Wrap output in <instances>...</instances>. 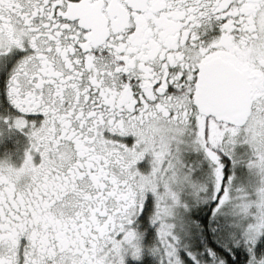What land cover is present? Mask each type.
Segmentation results:
<instances>
[{
    "label": "snow or ice",
    "instance_id": "1",
    "mask_svg": "<svg viewBox=\"0 0 264 264\" xmlns=\"http://www.w3.org/2000/svg\"><path fill=\"white\" fill-rule=\"evenodd\" d=\"M0 264H264V0H0Z\"/></svg>",
    "mask_w": 264,
    "mask_h": 264
},
{
    "label": "flooded vegetation",
    "instance_id": "2",
    "mask_svg": "<svg viewBox=\"0 0 264 264\" xmlns=\"http://www.w3.org/2000/svg\"><path fill=\"white\" fill-rule=\"evenodd\" d=\"M3 149L2 148H0V151H2Z\"/></svg>",
    "mask_w": 264,
    "mask_h": 264
}]
</instances>
